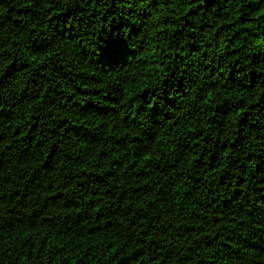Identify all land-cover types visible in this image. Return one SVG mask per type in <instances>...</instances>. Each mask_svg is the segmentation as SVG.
I'll list each match as a JSON object with an SVG mask.
<instances>
[{"label": "trees", "instance_id": "trees-1", "mask_svg": "<svg viewBox=\"0 0 264 264\" xmlns=\"http://www.w3.org/2000/svg\"><path fill=\"white\" fill-rule=\"evenodd\" d=\"M0 264H264V0H0Z\"/></svg>", "mask_w": 264, "mask_h": 264}]
</instances>
